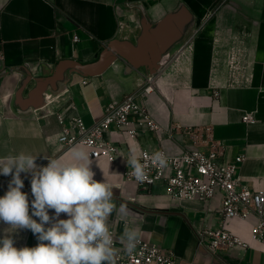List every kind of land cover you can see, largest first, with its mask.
I'll list each match as a JSON object with an SVG mask.
<instances>
[{"label": "crops", "instance_id": "crops-1", "mask_svg": "<svg viewBox=\"0 0 264 264\" xmlns=\"http://www.w3.org/2000/svg\"><path fill=\"white\" fill-rule=\"evenodd\" d=\"M111 40L132 62L118 58L88 74L76 66L95 61ZM154 64L153 91L143 95L144 76ZM127 93L161 126L210 127L223 146L221 160L243 154L235 173L249 188L264 189V0H0V157L23 151L36 156L38 166L66 157L57 114L73 111L88 126ZM246 112L256 120L244 122ZM130 119L135 138L125 140L113 126L105 133L120 146L113 162L90 157L94 179L113 185L117 206L126 205V216L114 212L109 218L118 236L126 226L135 228L139 237L171 249L177 264H264V252L251 245L252 216L226 222L251 243L246 248L211 250L207 240L199 243L201 229L221 225L220 195L179 201L162 182L143 187L123 179L132 153L160 148L140 116ZM163 146L173 152L194 144L174 134ZM11 178L0 175V196ZM21 179L31 215V173ZM8 227L0 221V238ZM10 235L17 248L38 244L29 229Z\"/></svg>", "mask_w": 264, "mask_h": 264}, {"label": "built area", "instance_id": "built-area-1", "mask_svg": "<svg viewBox=\"0 0 264 264\" xmlns=\"http://www.w3.org/2000/svg\"><path fill=\"white\" fill-rule=\"evenodd\" d=\"M74 40H77V36H74ZM152 91V78H145L140 93L147 95ZM133 114L140 116L141 122L156 133L160 148L157 151L141 150L136 155L147 172L144 182L135 180L129 165L123 170V179L143 187L162 182L165 193L179 201L198 199L206 202L220 195L221 225L201 229L198 232L199 243L207 240L211 250L246 248L251 243L230 230L226 222L229 219L247 221L252 216L253 221L249 222L248 229L253 241L251 245L264 252V189L249 188L235 173L237 164L245 158L243 154L236 155L228 162L221 160L223 146L213 138L210 127L183 126L177 122L161 126L146 109L137 104L134 93H127L120 102L106 105L103 116L88 126L73 111L58 113V120L63 123L58 140L65 150L82 144L92 154L91 158L105 157L113 162L119 155L120 146L107 139L105 133L113 126L125 140L135 138L137 128L131 125L130 119ZM242 120L251 123L256 117L253 112H246ZM174 134L185 135L194 147L179 146L169 152L164 148L163 141ZM156 152L163 153L167 158L166 167L161 168L153 162L152 157ZM110 230L114 237V247L118 250L116 264H177L171 249L141 237L134 252L128 254L115 229L110 226ZM188 264L198 262L192 260Z\"/></svg>", "mask_w": 264, "mask_h": 264}, {"label": "clouds", "instance_id": "clouds-1", "mask_svg": "<svg viewBox=\"0 0 264 264\" xmlns=\"http://www.w3.org/2000/svg\"><path fill=\"white\" fill-rule=\"evenodd\" d=\"M91 155L85 145L76 144L66 157L48 158L47 166H38L37 157L23 151L0 157V175L12 177L8 190L0 196V221L9 225L0 238V264H116L118 250L109 218L114 212L126 216L127 208L117 206L113 185L94 179ZM152 159L161 168L167 166L161 152ZM127 164L135 180L144 182L147 172L135 153ZM21 173H31V215L28 195L21 191ZM50 209L54 216L49 215ZM61 213L68 218L60 219ZM18 229L31 230L37 246L15 247L10 234ZM120 240L131 254L139 232L126 226Z\"/></svg>", "mask_w": 264, "mask_h": 264}, {"label": "water", "instance_id": "water-1", "mask_svg": "<svg viewBox=\"0 0 264 264\" xmlns=\"http://www.w3.org/2000/svg\"><path fill=\"white\" fill-rule=\"evenodd\" d=\"M147 28H149V26L144 25V31H145L144 34H146L148 36L149 32L147 31ZM118 47H119V43L117 42V40H111L106 44V46L103 48V50L99 53V56L97 55L95 61H92L90 63L87 62V63L83 64L82 66L78 63V64H76V66L79 67L81 69V71L88 74V73H98V72L102 71L107 65H109L110 63H112L114 60H116L118 58H123V59H126L127 61H129L130 58L127 57L124 53L119 52ZM129 62H132V60ZM133 65L135 68L138 67L135 64H133ZM157 68H158V64H154L153 66L151 65L149 67L148 73L145 74L144 77L145 78H153L155 70Z\"/></svg>", "mask_w": 264, "mask_h": 264}]
</instances>
